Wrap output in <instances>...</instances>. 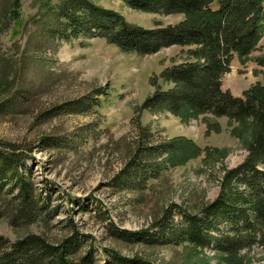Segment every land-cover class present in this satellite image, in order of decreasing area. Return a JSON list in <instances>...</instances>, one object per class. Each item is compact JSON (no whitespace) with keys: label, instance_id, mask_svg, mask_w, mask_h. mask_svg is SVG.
<instances>
[{"label":"rangeland","instance_id":"rangeland-1","mask_svg":"<svg viewBox=\"0 0 264 264\" xmlns=\"http://www.w3.org/2000/svg\"><path fill=\"white\" fill-rule=\"evenodd\" d=\"M16 1L0 0V71L10 74V90L0 103L15 99L24 88H34V93L25 103L16 99L17 108L0 111V141L21 152L33 148L25 167L57 215L47 228L41 221L15 228L10 209L0 205V238L15 244L28 233L56 240L69 234L83 254H92L99 264H116V256L151 264H264L262 246L224 256L214 247L174 245L170 231L164 235L153 229L155 213L162 216L166 207L175 206L171 226L183 228L194 210L215 202L226 170L245 163L255 132L212 115L187 121L142 110L157 91L153 81L158 80L163 90L173 88L161 76L182 64L188 49L172 47L152 56L128 54L105 39L52 31L63 0H19L21 17L14 20L17 17L10 14ZM90 1L145 30L183 21L180 15L144 13L123 1ZM263 62L264 37L248 59L234 58L231 73L222 80L223 90L242 98L252 89L264 88ZM143 131L149 134L150 146L185 139L197 151L186 162L175 158L173 164L174 156L163 157L170 161L168 169L160 179L149 181L140 201L138 194L116 186L136 146L148 144ZM12 189L9 185L6 193ZM17 194L16 190L12 196ZM71 223L77 234L67 227ZM219 230L231 232L227 225ZM152 237L161 243L151 245Z\"/></svg>","mask_w":264,"mask_h":264},{"label":"trees","instance_id":"trees-1","mask_svg":"<svg viewBox=\"0 0 264 264\" xmlns=\"http://www.w3.org/2000/svg\"><path fill=\"white\" fill-rule=\"evenodd\" d=\"M118 1L144 13L180 15L183 21L177 26L145 30L90 0H63L64 6L55 18L56 26L52 31L63 35L71 33L70 37L84 35L105 39L121 51L138 56H152L172 47L188 49L183 63L161 76L164 83L173 88L163 90L158 80L153 81L157 91L142 110L152 114L168 113L187 121L212 115L255 130L245 163L236 170H226L222 193L215 202L204 203L194 210L195 214L185 220L183 228L171 226L169 221L175 206L166 207L162 216L157 218L159 214L155 213L153 229L163 231L164 235L170 231L169 240L174 245L183 243L210 250L214 247L224 256H237L240 251L255 246L264 247V88L252 89L242 98H236L222 86L223 78L231 73L234 58L248 59L264 37V0ZM20 8L21 2L17 0L10 17L19 20ZM9 78L6 69L0 71V99L10 90ZM33 93L34 88L22 89L15 99L0 103V111L17 108L16 99L25 103ZM102 95L108 94L103 92ZM143 139L148 144L136 146L134 157L116 186L138 194L140 201L145 197L149 181L160 179L168 169L170 161L163 157L174 156L173 164L175 158L186 162L194 158L197 151L196 146L185 139L155 147L149 145L147 132L143 131ZM32 150L21 152L16 146L0 141V205L10 209L15 228H27L39 221L47 228L57 215L38 193L32 171L25 167ZM9 185L13 189L6 193ZM16 190L18 194L12 196ZM221 225L229 226L231 232L221 233ZM67 227L77 234L78 228L73 223ZM68 235L56 240L28 233L15 244L0 238V264H99L92 254H83L82 246ZM118 238L124 240L123 236ZM154 239L150 238L148 243H161ZM163 239L168 240L166 236ZM124 241L131 242L130 239ZM116 260V264H151L142 258L126 260L116 256Z\"/></svg>","mask_w":264,"mask_h":264}]
</instances>
